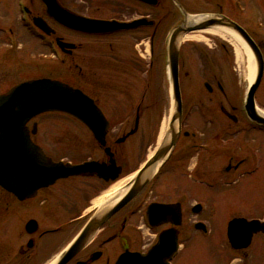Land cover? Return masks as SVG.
Returning a JSON list of instances; mask_svg holds the SVG:
<instances>
[{
    "label": "flooded vegetation",
    "instance_id": "flooded-vegetation-1",
    "mask_svg": "<svg viewBox=\"0 0 264 264\" xmlns=\"http://www.w3.org/2000/svg\"><path fill=\"white\" fill-rule=\"evenodd\" d=\"M57 2L68 11L89 18L119 22L146 19L149 23L104 34L89 33L58 23L48 15L43 0H15L23 29L37 37L51 54L54 52L52 55L58 57L64 73L69 76L73 68L77 83L60 75L44 71L36 73L30 69L20 77H0V95L26 80L42 77L58 79L85 94L103 113L108 124L105 143L101 144L88 125L72 115L73 118L69 119L71 124L60 125L68 132L63 137L64 142L54 141V131L49 124L43 125L34 118L26 121L25 133L53 161L72 165L91 164L78 173L59 177L31 192L14 191L24 187L20 184L9 186L0 183V264H116L120 255L126 252L146 255L163 235L164 260L169 264H185L195 253L209 260L206 251L195 252L193 244L198 246L200 240L210 242L208 240L213 236L219 238L223 249L219 264H264V207L258 215L253 205L249 210L238 204L257 203L259 185L264 183L259 177L262 171L264 173V154L260 157L257 153L258 137H262L258 134H264V124L248 117L244 100L241 108L230 105L229 110L219 104L220 113L229 118L232 128H228L223 121L217 124V121L209 119L207 123L212 128L205 133L187 128L182 106L181 122L171 151L153 173L144 176L141 188L117 205L132 186L137 172L150 158L131 170L126 167L128 151L120 147L140 124L146 93L141 80L143 85H147L148 69L154 65L156 68L157 65L159 68L162 66V54H154L158 32L171 30L183 21L186 14L224 15L248 31L249 26L256 27L258 16L264 14V0H115V3L113 0L111 7L115 5L112 9L115 10L114 15H88L79 7H73L69 1ZM7 8V5L3 7ZM165 8L167 12L164 13ZM35 17H41L50 32L37 27L33 22ZM50 23L73 32L77 40H65L55 34ZM147 29L151 30L148 60L138 50L137 53H127V48L123 53L116 51L114 40L107 41L106 50H99L97 38L100 36ZM4 35L7 48L1 49L0 45V52L11 50L17 42L11 26H0V40ZM143 38L136 37L132 47L143 43ZM58 40L69 45L60 47ZM254 41L261 48L262 43ZM135 94L139 97L136 98ZM108 108L134 111L132 127H129V115L115 123L108 117ZM237 110L244 118H238ZM229 131L231 133L227 136ZM202 135L204 141L207 138L208 141L199 144L197 141ZM234 138L236 141L232 143ZM213 154L221 162L218 175L211 178L212 171H205L204 163L212 159ZM123 179L125 181L117 192L104 196L114 183ZM241 180L245 182L239 184ZM194 182L202 190L220 187V208L226 210L225 213H228L227 200L231 197L228 192L233 189L244 191L243 195L234 199L238 210L230 216H225V213L221 216L219 230L212 231L207 219V199H194ZM102 196L101 202L96 203L95 200ZM196 205H199L197 210ZM236 218L244 219L246 223L257 221L256 227L251 230L246 224L241 225L238 241L246 245L240 247H235L228 235L229 222ZM247 230L248 239L245 238Z\"/></svg>",
    "mask_w": 264,
    "mask_h": 264
},
{
    "label": "rangeland",
    "instance_id": "rangeland-1",
    "mask_svg": "<svg viewBox=\"0 0 264 264\" xmlns=\"http://www.w3.org/2000/svg\"><path fill=\"white\" fill-rule=\"evenodd\" d=\"M72 3L73 7H79L83 13L91 15H114L115 10L111 3L113 0H66ZM115 3V0L114 2ZM7 9H3L6 7ZM0 26L6 24L11 26L15 32V38L17 40L15 46L11 50H3L0 52V77H20L26 74L27 70H35L38 72L51 73L53 75H60L61 77L68 78L71 82H76L75 71L68 74L62 71V68L58 62V57H54L52 52L47 49L37 37L28 34L23 29L19 20V15L15 9V0H0ZM11 7L13 9H11ZM167 12V8L163 10ZM258 21H255L256 27L249 26L247 31L251 37L256 41L261 42V48L264 58V14L258 16ZM55 29V34L61 35L65 40L75 42L76 36L73 32L64 30L57 25L50 23ZM247 25V24H246ZM168 31H159L155 41L154 54H162V66L161 68L154 65L153 68L147 71V85L141 80V86H144V110L140 112V124L137 131L130 136L121 145L122 148H126L127 166L133 170L143 164L144 160L150 157L157 147L161 145L162 139H158L159 131L163 127V132L168 131L169 120L173 112L174 101L172 98V87L169 78L168 65H167V53L166 46L168 41ZM151 30L143 31H131L120 32L118 34H112L111 36H100L97 38L99 50H106L107 41L114 40L116 51L119 50L123 53L127 48V53L140 52L145 56L146 60L150 55L149 50V34ZM186 38L179 39V87L181 92V100L183 106V118L187 121L190 130L195 129L200 132L209 131L212 128L208 126L207 121L211 119L213 122L219 124V121H223L228 128H232L228 117L220 113L218 107L219 104H223L228 110L230 105H235L237 108H241L243 100L245 99L248 85L254 80L256 74V62L252 52V58L255 62V73L252 80L249 82L246 78V66H247V53L242 48L241 56L237 54L235 45L230 39L223 38L218 34L210 33L204 29L193 30L185 33ZM141 36L143 43L137 44L132 47V43L135 42V38ZM0 40L1 49L7 48L6 36H1ZM90 45H94V42H90ZM138 50V51H137ZM61 69V70H60ZM4 75V76H2ZM138 78V77H137ZM136 78V80H137ZM77 83V82H76ZM135 86L141 87L137 82H133ZM205 83H208L212 88L208 91ZM219 85L221 89L219 88ZM136 88V87H135ZM139 91L140 89H137ZM135 97H139L135 94ZM255 103L258 109L264 111V71L261 82L255 92ZM146 108V109H145ZM238 118H244L243 115L237 110ZM108 117L115 120L117 123L124 116L130 117L132 127V120L134 117V111H115L110 108L107 109ZM73 117L69 114L62 112H44L34 117L35 120L40 121L41 124L50 125V129L54 135V141H66L63 137L68 133L64 131L62 125L71 124L69 119ZM114 123V124H115ZM61 125V126H60ZM67 128V127H65ZM116 129V128H115ZM122 129V128H121ZM121 133L118 132L117 135ZM163 133V135H164ZM231 132L229 131L227 136ZM253 132H251L252 134ZM162 135V136H163ZM262 137H258V149L257 153L261 157L264 154V134H258ZM201 140L197 143L204 141L205 137L202 135ZM63 139V140H61ZM213 140H210V142ZM235 138L233 139L234 143ZM218 144V143H217ZM227 146H229L227 144ZM83 149H80L81 152ZM217 155V153H214ZM212 155V159L205 161V171H209L210 177L213 178L218 175V168L221 160L216 155ZM243 154V153H240ZM83 156V155H81ZM78 157V156H77ZM204 157V156H203ZM262 169V168H261ZM259 169V171L261 170ZM260 178L264 180V173H260ZM245 182L241 180L239 184ZM194 199L202 200L207 199L208 203V216L212 231L220 229L221 216L226 210L221 209V189L220 187H214L211 189L202 190L194 182ZM258 196L256 198L257 203L247 202V205L242 202L238 203L243 209L252 208L256 209L258 215H261L262 208L264 207V183L259 185ZM231 197L227 200L228 213L225 216H230L231 213H235L239 206L235 203V198L244 194L242 190H230ZM240 210V209H239ZM223 211V212H222ZM230 211V212H229ZM216 224V226H214ZM195 240V239H194ZM200 244L197 246L193 244L194 251H202L204 249L209 257V260L197 255L190 259L185 264H219L220 254L222 253V246L219 243V238L213 236L208 241L203 242L200 240ZM195 243V242H194Z\"/></svg>",
    "mask_w": 264,
    "mask_h": 264
},
{
    "label": "water",
    "instance_id": "water-1",
    "mask_svg": "<svg viewBox=\"0 0 264 264\" xmlns=\"http://www.w3.org/2000/svg\"><path fill=\"white\" fill-rule=\"evenodd\" d=\"M47 5V13L58 23L73 29H80L89 33H109L120 29L134 28L141 23H149L146 19H138L131 22H119L115 20H103L89 18L72 13L60 6L57 0H43ZM154 2L155 0H143ZM34 24L40 29L50 32L49 26L41 17L33 19ZM211 26L225 27L237 35L246 43L252 52L256 62V74L254 80L248 85L244 109L251 120L264 124V115L258 111L255 103V92L261 82L264 71V59L260 47L250 34L232 19L220 16L185 15L183 21L176 24L168 34L166 46L167 65L172 87L174 101L173 112L169 120L167 139L146 160L137 172L134 182L126 192L122 200L117 204L128 200L143 185L144 176L150 175L148 171L157 162H161L171 151L177 137V128L181 122L182 100L179 87V39L185 33L205 29ZM58 45H69L62 40ZM209 88V84L205 83ZM60 111L82 119L92 130L101 144L105 143L104 135L107 128V120L103 113L80 90L58 79L48 77L26 80L18 83L6 94L0 95V183L13 186L20 184L24 187L13 189L16 192H31L37 187L55 181L59 177L78 173L91 163L72 165L62 161H53L37 144L33 143L25 133L26 121L38 114ZM107 150V149H106ZM156 169V168H155ZM153 173V172H152ZM199 205H196V210ZM245 224L249 230L256 227L257 221L246 223L244 219H232L228 225L229 239L235 247L239 244L238 231ZM256 229V228H255ZM247 230L245 238L249 237ZM154 245L146 255L137 252H126L120 255L116 264H169L164 258L163 241Z\"/></svg>",
    "mask_w": 264,
    "mask_h": 264
},
{
    "label": "bare ground",
    "instance_id": "bare-ground-1",
    "mask_svg": "<svg viewBox=\"0 0 264 264\" xmlns=\"http://www.w3.org/2000/svg\"><path fill=\"white\" fill-rule=\"evenodd\" d=\"M204 30L207 31V32H210V33L218 34L219 36H221L223 38L230 39L233 42V44L235 45V50H236L237 54H239L240 56H241V53H242L241 52L242 48L245 49V52L247 53V56H248L247 57V66H246V70H247V72H246V78L250 82L252 80L253 76H254V73H255V62H254V60L252 58V55L250 54V51H249L246 43L242 40V38L239 35H237L236 33H234L233 31H231V30H229V29H227L225 27H221V26H211V27L205 28ZM186 37H187L186 34H184L182 36V38H186ZM258 111L264 115V111H262L260 109H258ZM163 133L164 132H163V127H162L161 130L159 131V137H158L159 140H160V138L163 139V141L167 139V136H168L167 135V132L164 133V135H163ZM159 164H160V162H157L156 164H154L151 167V169L148 171V173L154 172L155 168ZM124 181H125V179L120 180V181L114 183L106 191V193L104 194V196H107V195H110L112 193L117 192L120 189V187H121V185H122V183ZM104 196L96 199L95 202L96 203H100L101 202V199Z\"/></svg>",
    "mask_w": 264,
    "mask_h": 264
}]
</instances>
